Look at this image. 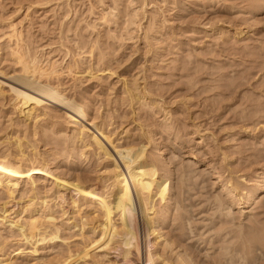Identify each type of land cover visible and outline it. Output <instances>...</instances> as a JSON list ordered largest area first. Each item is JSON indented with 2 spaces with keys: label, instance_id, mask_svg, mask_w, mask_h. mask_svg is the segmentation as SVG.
<instances>
[{
  "label": "rangeland",
  "instance_id": "obj_1",
  "mask_svg": "<svg viewBox=\"0 0 264 264\" xmlns=\"http://www.w3.org/2000/svg\"><path fill=\"white\" fill-rule=\"evenodd\" d=\"M12 28L18 36H12ZM21 53L27 60L37 57L44 66L54 63L61 73L52 81L84 105L115 144L139 146L150 138L147 154L172 183L165 205L158 200L156 208L166 210L178 198V207L172 204L163 214L164 224L157 223L163 234L157 248L163 257L189 253L184 247L191 241L199 246L200 255L195 253L200 264H213L227 251L223 248L229 240L231 247L240 249L235 264H249L257 256V264H264V0H0L1 81L22 72L17 58ZM125 89L140 93L141 102L131 104ZM7 99L0 97V149L10 145L8 137L21 136L27 154L35 152L33 143L38 150L49 151L50 170L41 172L38 195L52 205L61 238L55 244L40 241L38 253L33 254L34 244L0 219V260L7 259L5 264H132L117 258L113 250L104 256V247L96 245L103 241L102 233L86 226L82 234L79 226L74 228L68 214L71 206L65 204L69 208L65 215L56 205V189H51L56 177L70 197L75 188L68 177L77 172L90 181L104 182L109 171L102 167L106 160L89 153V162L74 151V157L61 162L59 147L63 149L65 137L75 129L64 121L63 110H58L59 116L53 111L58 117L41 118L35 125L20 118ZM45 139L54 141L56 148L45 145ZM53 153L58 157H50ZM72 160V167L78 166L73 173L68 171ZM40 176L32 173V179ZM26 181L22 175V189L14 200L0 189V208L8 202V214L16 220L28 217L22 207L31 195L25 190ZM230 185L238 190L232 192ZM250 190L259 193L247 203ZM89 208L83 205L81 212ZM190 209L199 214L193 216V223H183L184 229L193 236L192 225L201 221L204 234L202 239L196 236L179 243L180 220ZM18 249L23 250L20 257L14 255Z\"/></svg>",
  "mask_w": 264,
  "mask_h": 264
},
{
  "label": "bare ground",
  "instance_id": "obj_2",
  "mask_svg": "<svg viewBox=\"0 0 264 264\" xmlns=\"http://www.w3.org/2000/svg\"><path fill=\"white\" fill-rule=\"evenodd\" d=\"M12 29V36H18L19 34L17 30L15 28ZM21 55L22 53L17 56V58L19 59V63L22 65V72L19 74L16 73L10 76H5L7 81L0 80V97L6 100L9 98V101H11L13 106L18 110L19 117L27 121L29 120L35 123V125L40 122L39 120L41 118H54L57 115L59 116L58 110H63L64 121L72 125L75 129H73V131L71 130L68 137H65L67 142H63L61 140L63 142V149L61 148L62 146H60L62 145L61 141L58 143L60 144L59 148L61 150V154L59 153V155H62L61 162L65 158L67 159L70 157V155L73 156L75 154L74 151H78L81 153L80 156L85 155V158H87L89 162L91 161V156L88 157L89 153L90 155H93V157L96 156L98 160L100 158L105 159L106 162L103 163L102 167L109 169L106 176L103 175V177H106L104 182L94 181L92 179L91 181L94 182H91L88 178L89 176L83 175L81 172V174L77 172L76 175H72L74 178L69 176L68 179L73 180L72 185H74L75 188L73 189L70 197L66 195V191L63 192L61 190L62 186L60 184V179L54 177L55 184L51 187V189H56L54 194V199H56V201L58 200L56 205L60 206L61 211H63L65 215L69 212V208H67L66 205H68V207L71 206L70 212L68 213L70 214L69 217L72 223L71 225H73L74 228L79 226V231H81L82 234L85 231L86 226H88L89 231L93 233H96L97 231L101 232L102 238L104 239L102 242L96 241V245L104 247V256L109 255L113 250V252L117 253L116 257L118 258V256H121V259H123L126 263L200 264L201 260L198 258V255H200L199 246L196 247L195 242H186L188 239H194L196 236H199V239H202L200 237L204 234L200 233V230L204 227V225L202 226V224H200L201 221L192 225L191 231L195 232L193 236H191L192 234L188 235V232L184 229V227H186L184 224L188 225V221L189 223H193V216L199 214L194 213L191 209L189 210L190 214L186 217H184V214L182 213V219L180 218V221H183L181 222L180 227L182 232L176 235V237L179 243L186 242L184 249H189L190 252L192 251L194 253L197 251L198 255L195 253V256H192L190 255V252L181 253L183 252L181 251L176 254L177 256L175 259L167 258L163 257L157 248L163 242V234L157 230V223H159V225L164 224L166 219L163 217V214L171 208L172 204H176L178 207V198H173L172 204H168V208L166 210H163V208L161 210L156 208L158 200L160 203L165 205L166 200L169 198L171 193L172 183L169 181L168 177H165L164 175V177H162L159 173L157 163L155 160L151 159L152 157L149 158L147 154L150 149V138L148 139V143H142L139 146L133 145L131 142L115 144V141L111 138V134L106 133V129L101 127L93 118H90L91 116H89L87 108L78 103L76 99L71 98L63 89L60 88L59 84H55L52 81L53 77H59L61 73L54 63L49 66H44L37 60V57H31V59L29 58L30 60H27L24 59L25 56L22 57ZM125 91L128 94L127 99L129 102H132L131 104L134 102H141L140 100L142 96L140 93H135L136 91L134 92L131 89H125ZM49 108H51V110H49ZM53 111L58 114L56 115ZM37 127L38 126H35L33 128V137H36L37 135ZM47 129L49 130V128ZM63 130L67 132L68 126ZM40 137L42 140L41 142H43L44 139L41 134ZM12 139L8 137L10 145L8 144L6 148L0 149V189L2 193L4 192L6 196L12 198H9L10 200H14L13 198L15 193L22 189L19 187L21 184L20 178H22V175H25L27 177L25 190L30 192L31 195L22 207L23 211H28V217L24 220H16L12 218L8 214L9 208L6 205L8 202H4L5 204L2 205V208H0V219L2 221L5 220V223L17 229L26 241L30 242L32 245L34 244L31 252L36 254L38 253V245L36 244L40 241L42 242L47 240L49 243L50 241H53L55 244L54 241L56 239L60 240L59 238H61L60 227L56 223L57 217L52 209V205L50 206L44 197H40L38 195V190H40L39 182H41L43 178L41 177V172H47L50 170V158L47 155V152L49 151L38 150L39 145L32 142L33 149L36 150L35 152L27 154L22 148L25 145L24 143L27 144V142H24V140L21 139V136H17L13 140ZM29 140L28 142L31 141ZM51 141L49 139H45V145L53 144L54 141ZM54 147L56 148V145H54ZM62 151L64 153H62ZM77 153L76 155H79ZM51 155H57L58 157V154H50V157ZM73 163L74 161L72 160L70 166L68 167V171H71L72 173L74 170L78 169V166L77 168L72 167ZM32 173L39 174V176H41L32 179ZM85 177H87V180H85ZM82 178H84V180ZM230 187L232 192H236L238 190L236 185H230ZM111 188L112 190H110ZM257 192L258 191L253 192L250 190L249 194H246L247 203L257 199V195L259 193ZM190 202H193V200ZM83 205L90 207L88 210L85 209L84 213L83 211L81 212V207ZM188 206L186 210L188 209ZM225 207L223 208L225 209ZM220 211L223 212L224 210L220 209ZM72 214H76L77 216L72 217ZM228 214H230V209ZM187 231L189 230L187 229ZM191 231H189V233ZM226 232L230 234L229 231ZM239 233H241V231H239ZM218 235L221 237L220 234ZM235 235L238 236L237 234ZM244 235L245 234L242 235L243 237L241 236L242 239L244 238ZM37 236L38 238L35 239ZM254 237L252 236L251 241ZM243 241H245V243L247 242L246 239H243ZM253 241L255 242V240ZM0 242L2 243V241ZM226 242L225 244L229 243V246L225 247V245V248H223L227 250L224 251V253H226H220V256L221 254L225 256L222 255L221 258H214L215 263L213 264H235L236 260L239 259H237L240 252L239 247H231L229 240L228 243ZM245 243L243 242L241 244L246 245ZM70 247L71 246H68L69 253H71L70 249H72ZM255 247L257 248V246ZM258 247L260 249V246ZM186 250L185 252H187ZM262 252L263 250H261V253ZM21 254H23V250L18 249L14 252L15 256H21ZM259 258L260 256H257L255 260L250 263L257 264L259 262ZM218 259H223L224 263ZM6 260H0V264H5L4 262H6ZM132 260L135 261L133 262ZM96 263L97 262L95 261V264Z\"/></svg>",
  "mask_w": 264,
  "mask_h": 264
}]
</instances>
